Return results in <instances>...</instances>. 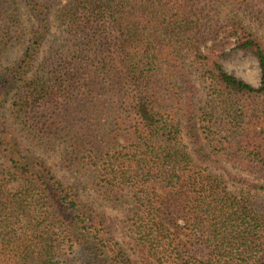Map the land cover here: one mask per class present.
Listing matches in <instances>:
<instances>
[{"label": "trees", "instance_id": "1", "mask_svg": "<svg viewBox=\"0 0 264 264\" xmlns=\"http://www.w3.org/2000/svg\"><path fill=\"white\" fill-rule=\"evenodd\" d=\"M0 264H264V0H0Z\"/></svg>", "mask_w": 264, "mask_h": 264}, {"label": "rangeland", "instance_id": "2", "mask_svg": "<svg viewBox=\"0 0 264 264\" xmlns=\"http://www.w3.org/2000/svg\"><path fill=\"white\" fill-rule=\"evenodd\" d=\"M220 64L222 65L224 70L229 74H232L237 78L242 79L243 81L254 87H257L259 85L260 83L259 67L257 61L251 55L239 51L229 52V50H227V55L224 58L220 59ZM55 172L57 177H61L63 175L62 172L59 173V171H57L56 169ZM232 174L237 175L236 171L234 170L232 171ZM239 178H241V176H238V179ZM246 180L250 182V179H246ZM228 187L229 189L234 190L238 186H234V182L229 181ZM16 188H17V184L11 186L9 190L15 191ZM106 212H107L106 217L112 220L110 222H114V224L117 223L118 219L120 218V215L111 211H106Z\"/></svg>", "mask_w": 264, "mask_h": 264}]
</instances>
